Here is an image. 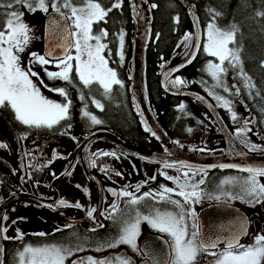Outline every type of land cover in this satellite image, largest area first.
I'll return each mask as SVG.
<instances>
[{"label": "flooded vegetation", "instance_id": "flooded-vegetation-1", "mask_svg": "<svg viewBox=\"0 0 264 264\" xmlns=\"http://www.w3.org/2000/svg\"><path fill=\"white\" fill-rule=\"evenodd\" d=\"M175 58L176 53L173 54L168 62L169 67L180 63L186 57L173 64ZM168 63L166 64L168 65ZM161 65L163 66L162 71L168 67L167 65H163V63ZM32 78H35L44 87V84L39 79L36 77ZM76 83L83 89H87L82 83ZM172 85V82H170L168 87L200 94V92L191 90L190 86L185 84L173 87ZM84 92L78 91L77 94H73L72 103L75 105L77 116L75 115L63 120L51 129L23 125L15 119V114L10 107H0V118L13 129L19 141H17V138L14 141L6 126L0 122V125L9 134L11 138L9 139L13 146V150H11L9 143L6 140L2 142L0 139V143L6 145V147L0 148V229L7 228V232H0V242L2 243L3 250L1 255L3 256V260H1L2 264H18L15 261L19 252L16 248L20 250V246L25 245L26 241H33L36 246H41L38 244V241L44 240V245L54 244L65 248L66 245L62 241L61 236L66 232H72L77 236H91L105 232L108 236V243H112L120 234L123 221L134 218L136 211H139L142 215H147L154 209L161 211L178 210L171 203L160 201L158 196L155 198L149 196L141 200L139 204L131 205L127 203L129 197L113 195V192L119 194L125 189L137 197L143 196L144 193L156 194L161 190L162 185L178 191L176 183L165 179L160 173L165 171L167 175H170L171 172H174V176L179 175L183 181L184 177L182 173L188 171V169L181 168L180 171H177L178 165H174L172 168H164L161 159L151 161V159H146L149 158L147 156L143 159L129 152L126 149L127 146L151 151L160 156H167L168 154L159 143L150 138H145L135 116L134 122H136L140 130V138L138 139L129 138L130 141H128L126 137H123L111 127L104 126L100 114L104 111L105 102H111V98L114 102L113 94L111 98L103 94L98 98L87 97L90 108L84 99H80L81 95L85 97L87 92ZM149 95L152 97V94ZM200 95L211 102L221 121H223L232 137L244 151L251 154L264 153L260 151L250 152L241 143L242 140L247 139L251 144L264 148V129L263 131L259 130V119L256 113L250 112L247 107V112L249 113H247L246 117H250V120L247 122L249 123L254 118L256 119V126L250 123L249 125L245 123L246 117H242L237 113L238 105L235 101L230 100L232 102V111L229 112L228 109L219 106L214 97L208 95V93ZM93 99L99 101L103 105V108H97L92 103ZM180 104H183L185 107L183 110L179 109V105L176 107V111L178 112L177 118L186 120L183 125L185 131L173 130L168 132V129L165 130L160 122L157 121L167 133L175 149L187 155L195 156L192 159L186 160L185 163L192 165V171H189V176L191 177L189 183L197 184L196 190L200 192V200L198 203L194 202L184 205L185 209L190 208L195 212L196 219L199 221L201 230L205 234L212 230L222 232L224 228L222 225L223 216L232 212L228 211V209L240 210L248 221L247 235L241 239V242L246 245L253 243L256 235L264 234V202L255 203L250 197L245 196L241 191L239 183L221 184L226 178L234 177L237 180H242L248 174L234 169L219 167L221 165L219 156L225 154L227 143L223 144V133L220 131L215 119L211 118L209 110L202 104H198V102L189 98L182 99ZM191 106L197 111V114L194 112L195 116L191 115L193 111ZM243 108L246 112L245 107ZM70 110L71 107L69 113ZM82 110L94 115L101 123L92 124L90 119L82 115ZM152 111L155 118L157 117L158 119L157 112L155 110ZM232 113L236 115L235 120L232 119ZM65 121L68 122L66 125H63ZM178 123L179 121L176 122V126ZM245 127L250 130L246 131L244 135L238 136L237 129ZM257 131L258 134L256 133ZM95 132H106L107 135L96 137L87 143L86 146H83L69 170L71 175H65L63 179L56 181L52 186L55 178L62 175L70 165L72 158H74L75 150L83 143L84 139ZM126 135L128 136L127 133ZM67 139L70 140V150L56 149L60 142L63 143ZM48 141L50 143H45ZM18 144L24 157L25 175L23 177L18 163ZM231 146L237 147L234 143ZM105 152L114 153L115 155L100 154ZM200 157H218V159L210 160L213 164H201ZM93 161H95V166H92ZM172 162L179 164L182 161L175 158L172 159ZM102 168L106 169V171H101ZM150 168H152V174H149ZM201 169L203 171H200ZM117 173L120 174L117 175ZM193 173L195 174L193 175ZM151 177H155V179H151ZM134 178L136 180L133 181ZM124 179L125 182L120 183ZM259 179L261 183H264V177ZM200 180H203L202 184L199 183ZM77 185L81 187L78 188ZM65 187L70 189V192L65 193ZM84 188L88 189L87 193L83 191ZM109 189L112 191H109ZM217 196H220L219 200L215 198ZM13 197L19 198L1 208L5 200ZM170 198L172 200H180L181 204H183V198L176 196L175 193L170 194ZM61 199L66 200L72 205L79 202L81 207L58 206V201ZM114 202L118 205L119 211L110 216L109 212ZM90 208L96 209L91 217L88 216V209ZM79 215L81 216L80 218L78 217ZM4 216H7L8 219L4 220ZM84 223L88 224L87 227H84ZM48 226L51 228L49 232L46 230ZM17 230L22 234V239L14 238L17 236ZM111 230H113V235L109 236L108 234ZM40 233L44 235H40ZM5 236L9 238L6 239L4 238ZM165 239H168L165 234L151 228L146 221H141L140 235L136 239L138 250H152L154 252H159L160 249L166 250ZM120 245L114 250H106L98 254L84 252L72 255L69 258L75 259L83 255H92L97 259H101L108 254L118 255L121 251V257L130 259L131 264H147L146 258L140 251H133L127 244ZM11 247L12 249H10ZM81 247L88 251L87 247ZM117 249H120V251L116 252ZM199 259L200 264H206V261L211 259V257L201 256Z\"/></svg>", "mask_w": 264, "mask_h": 264}, {"label": "snow or ice", "instance_id": "snow-or-ice-1", "mask_svg": "<svg viewBox=\"0 0 264 264\" xmlns=\"http://www.w3.org/2000/svg\"><path fill=\"white\" fill-rule=\"evenodd\" d=\"M15 5H22L30 12L40 10L45 13L49 12L50 7L52 12L58 16V18L51 17L48 26L49 37L56 41L55 44L43 55L36 52L29 54V64H39L43 68V66L55 62L58 71H48L47 68H44V72L50 80H63L72 83L70 74L74 71L84 87L90 88L93 84H96L103 89L104 95H108L112 91L113 85L123 87L122 82L117 78L116 71L109 67V59L103 55L108 47L106 43L102 42L108 35L107 31L100 29L98 34L93 31V25L103 21L108 12L112 10L111 8H103L98 0H80L79 4L73 3V0H51L50 3L49 0H12L6 5L0 4V7L13 9ZM120 6L119 3L112 5L113 8ZM152 7L154 8L156 5H152ZM4 15L6 19L3 29L0 30V107H10L15 114V119L23 125L51 129L54 125L70 118L69 109L72 101L69 99L66 89L62 87L53 88L44 85L49 91L57 92L63 97L64 103H57L41 94L40 88L31 78L40 79L39 74L33 71L31 67L25 68L21 65L20 53L25 51L32 39L30 35L31 28L23 22V12L13 10L4 13ZM258 15H264V13H258ZM235 31V26H232L229 30L220 28L214 21L210 22L206 26V39L202 45L205 54L219 61L215 63L209 60L204 70L216 81L213 88L222 87L225 92H229V88L222 80V76L228 71L225 63L227 62L233 68L240 63L237 50L230 47L231 44L235 43ZM119 40L122 49L123 32L120 33ZM184 41L189 42L184 45L186 48L199 49L201 46L199 33H197L194 43H192L193 37L188 33L185 34ZM56 49L60 50V55H55ZM119 54L121 60H123L122 51ZM185 55L190 57L187 63H191V59L195 57V52H186ZM110 56L111 53L109 52ZM184 66L182 64L179 67ZM178 70V68L172 69V71ZM169 75L170 73H165L166 79ZM238 75L243 78L245 87H253L250 78L247 77L242 68ZM41 83L43 84L42 79ZM172 84L173 86H180L185 84V81L177 76ZM233 87L236 86L233 85ZM208 92L218 102L219 106L228 109L229 112L232 111L230 100L216 94L214 91L208 90ZM236 94H239V88H236ZM80 99H84L83 95ZM198 99L203 98L198 97ZM92 103L97 108H103V105L95 99L92 100ZM184 107L183 104L179 105L180 110H183ZM82 115L90 119L92 124L101 123L100 120L87 111L82 110ZM232 119H236L235 113H232ZM245 123L247 124V122ZM145 130L150 131L147 126ZM249 130L246 127L237 129V135H244ZM241 143L250 152H264V148L251 144L247 139L242 140ZM3 147H6V145L0 143V148ZM100 154L115 155L107 152ZM244 154L239 153V155ZM92 166H95V161L92 162ZM163 167L172 168L174 165L164 161ZM219 167L237 168L239 171L247 173L248 175L242 180H237L234 177L226 178L221 184L239 183L245 196L250 197L255 203L264 202V183H261L259 179L264 177V166L241 167L235 164H221ZM181 168L188 169V171L182 173L183 181L179 175L170 176L165 172L160 173L165 179L174 181L179 189L178 191L162 185L158 193H144L140 197L135 196L126 189L119 194L113 192V195L129 197L127 203L131 205H137L149 196H153V198L158 196L160 201H167L178 210L161 211L154 209L147 215H142L139 211H136L134 218L123 221L119 236L107 247L115 248L117 245L127 244L133 251H140L146 258L147 264H200L199 258L201 256L211 257L206 261V264H264V234L256 235L254 242L251 244L246 245L241 242V237L247 234L246 220L225 226L222 232L212 230L205 234L201 230L195 212L184 207V205L190 203H198L200 200V192L196 190L197 184L189 183L191 179L189 171H192V165L179 162L177 171H180ZM101 171H106V169L102 168ZM200 171H203V169ZM65 174L71 175L70 172ZM119 174L117 173V175ZM151 179H155V177H151ZM199 183L202 184L203 180H200ZM77 187L81 186L77 185ZM83 191L87 193L88 189L84 188ZM109 191L112 190L109 189ZM173 193L183 198V204L180 200L170 198V194ZM215 198L219 200L220 196ZM58 206L80 208L81 204L76 202L72 205L61 199L58 201ZM95 211V208L88 209V216L91 217ZM116 211H119V208L114 202L109 215L111 216ZM3 219L7 220L8 217L4 216ZM141 221H146L151 228L167 236L168 239L164 240V244L167 246L166 250L161 249L159 252H154L152 250L137 249L136 239L140 235ZM190 221L191 223H189ZM0 232H7V228L0 229ZM40 235L44 234L40 233ZM4 238L9 237L5 236ZM14 238L22 239L19 230H17V236ZM96 250L101 251L102 248L98 247ZM2 251V248H0V252ZM71 254L68 249L54 244L43 246L25 245L23 250L17 253V258L18 264H65L67 256ZM72 264H77V262L73 261ZM79 264H131V262L130 259L120 256L114 259L99 260L89 256L86 260L79 261Z\"/></svg>", "mask_w": 264, "mask_h": 264}, {"label": "trees", "instance_id": "trees-1", "mask_svg": "<svg viewBox=\"0 0 264 264\" xmlns=\"http://www.w3.org/2000/svg\"><path fill=\"white\" fill-rule=\"evenodd\" d=\"M154 10L153 17V32L150 45L148 47L146 61H147V83L150 101L153 110L157 112L158 121L168 132L173 130L185 131L183 128L186 120L178 117L176 107L180 105V101L184 98H174L167 95L159 86V74L163 65H166L176 53L178 45L182 43L186 33L192 36V25L189 22L185 11L175 0H148ZM196 5L197 13L202 23V27L205 28L208 23L215 22L217 26L223 29H231L235 26V43L230 47L237 50L240 63L235 67H231L225 63L228 71L222 76L223 83L229 88V92H225L222 87L213 88L216 83L212 77L205 71V66L210 59L204 54L203 49H200L198 57L194 60L192 65L188 68L181 70L178 73L185 85L190 86L191 90H196L201 94H206L208 90L214 91L216 94L225 97L228 100L235 101L238 105L239 100L243 99L248 105L250 112L256 113L259 119V130L263 131L264 126V15H258V13H264V0H187ZM12 0H0V4H8ZM51 0H49V3ZM101 6L105 9H109L113 4L119 3L121 6L118 8H111L108 12L105 22L95 23L93 25V31L99 33L100 29L104 27L107 31V37L109 39L114 38V47L108 41H102L107 44L108 51L105 57L109 59V65L111 68L117 71V75L122 83H127V63L129 56L131 55L132 46L130 40L134 35V24L130 18V11L128 6V0H98ZM121 2V3H120ZM73 3L79 4L80 0H73ZM23 12L25 16H34L36 12H30L22 5H15L13 9H7L0 7V30L3 29L6 16L4 13L8 11ZM42 12V11H41ZM219 13V15H217ZM34 23V18L31 19ZM98 24V25H97ZM99 30V31H98ZM124 34L123 47L119 46L120 33ZM157 36V37H156ZM193 37V36H192ZM43 34L41 36V43L43 44ZM189 43V42H184ZM183 45V50L185 46ZM190 47H188L189 49ZM123 53V60H121L120 52ZM109 52L111 56L109 57ZM183 52V51H182ZM181 59L182 53H177ZM177 58V59H179ZM29 67L33 71L37 72L44 85H48L53 88H65L68 97L73 101V94L87 91L91 94H97L98 89L95 85L90 88L83 89L79 84L78 77L73 71L70 76L72 83L65 82L63 80H50L40 65L29 64ZM250 78V83L253 87H245L244 80L238 75L240 69ZM176 79V78H175ZM239 88V96L236 95L233 85ZM124 89L113 88L112 93L106 95L111 98L113 94L114 102H105L104 111L100 114L102 116V122L104 126L111 127L114 131L126 137L128 141L130 139L140 138V130L134 122V115L129 107L126 94L124 96ZM85 93V92H84ZM84 101L87 102V96L85 95ZM179 103V104H178ZM195 106V105H194ZM90 107V106H89ZM238 107V106H237ZM91 108V107H90ZM191 115L195 116L197 111L192 107ZM195 112V113H194ZM75 105L71 104V110L69 116H75ZM77 116V115H76ZM106 117V118H105ZM177 119V120H176ZM179 123L176 126V122ZM68 121H65L63 125H66ZM128 134V136L126 135ZM173 133V132H172ZM171 133V134H172ZM261 133V131H260ZM130 138V139H129ZM146 139H149L145 135ZM109 236L113 235V230L109 232ZM115 237V236H114ZM62 241L67 246L78 245H92L101 246L108 243V236L105 232L91 235V236H77L72 232H66L61 236ZM44 240L38 241L41 246L44 245ZM12 249V247L10 248ZM82 249V250H81ZM79 252L87 251L83 247H78ZM113 250V249H112ZM102 253V252H99Z\"/></svg>", "mask_w": 264, "mask_h": 264}, {"label": "water", "instance_id": "water-1", "mask_svg": "<svg viewBox=\"0 0 264 264\" xmlns=\"http://www.w3.org/2000/svg\"><path fill=\"white\" fill-rule=\"evenodd\" d=\"M185 11V14L187 15L189 22L192 25V35H193V43L195 42V37L197 33H199L200 36V44L202 46L203 42V27L200 22L196 5L187 1V0H175ZM128 6L130 10V18L134 24L135 30H137L138 36L142 34V37L139 38L138 44L136 45V48L132 49L130 59H129V71H128V93H129V100L130 104L132 107V110L134 114L138 117V123L140 124V128L145 132L146 134L149 135L150 138L154 139L156 142H158L163 149H165L164 144L167 146V144L164 142V138L169 142V144L173 146L171 141L168 138L167 133L162 129V127L159 125L157 122L151 107L149 103V96H148V89H147V67H146V51L148 48V45L150 43L151 37H152V27H153V9L152 5L148 2V0H128ZM146 14H148L147 21H146V27L144 28V22L142 23L140 20V17L143 16L145 18ZM133 15H135L136 22H137V28L135 26L134 20H133ZM51 17H56L58 18L57 14L50 12L45 16L44 19V26H43V54L46 53L49 48L55 44L54 39H50L49 37V22ZM63 23V22H61ZM134 30V31H135ZM135 38V34H134ZM134 39L132 40V47H133ZM201 46L199 49H196L192 47L191 52H195V57L191 59V63H187V60L190 58H186L180 65H185L184 67H174V68H169L165 71L162 72L161 77H160V88L169 96L172 97H183V98H189L192 99L203 106H205L211 114H213L215 111L213 105L211 102L203 97L202 95L191 92V91H185V90H172L167 86V82L170 78L174 77L177 73L181 72V70L188 68L194 60L197 58L198 53L201 49ZM55 55H60V50L56 49ZM136 59V60H135ZM135 60V61H134ZM179 69L178 71H172V69ZM165 73H170V75L165 77ZM235 85V84H234ZM236 86V85H235ZM236 88V87H235ZM237 95V94H236ZM239 95V94H238ZM198 97H202L203 99H198ZM244 107L246 108V111L248 110L246 107V104L243 103ZM146 118L153 123L155 129L154 131L152 130L151 126L149 125L148 121ZM223 123V121H222ZM251 125L256 126V119L254 118L251 122ZM226 131L228 132L229 135H226L225 137V142L227 143L229 140L230 142L227 143L228 146L233 142L235 145L240 147V145L235 141V139L232 137L230 134L229 130L223 123ZM147 126L150 131H146L145 127ZM108 132V131H107ZM155 133V135H153ZM258 134V131H257ZM17 138V137H16ZM95 137L89 138L88 141L91 142V140ZM224 138V136H223ZM85 140V139H84ZM18 141V138H17ZM19 142V141H18ZM162 142V143H161ZM84 143V141H83ZM82 143V144H83ZM81 144V145H82ZM169 147V146H168ZM170 147V148H172ZM241 148V147H240ZM175 149V147L173 148ZM166 150V149H165ZM84 154V152H82ZM248 153V152H247ZM251 154V153H248ZM18 163H19V169L22 173V177L25 175V169H24V157L20 148V145L18 144ZM264 156H257L253 157V163L254 165H257L259 163H264V160H260V158H263ZM220 164H234L235 160L233 158H227V157H220ZM70 166V165H69ZM68 166V171L71 169L72 165L69 167ZM241 166V165H239ZM243 167V166H241ZM66 169V170H67ZM225 169H234L239 171L237 168H225ZM65 170V172H66ZM66 175V174H65ZM228 211H232L231 213L226 214L223 216L222 219V225L228 226L235 224L241 220H246V217L243 213H241L239 210H232L231 208L228 209ZM232 214V215H231ZM235 214V215H234ZM234 215V217H233ZM247 229H248V221H247ZM245 236V235H244ZM1 241V240H0ZM1 246L2 243L0 242Z\"/></svg>", "mask_w": 264, "mask_h": 264}, {"label": "rangeland", "instance_id": "rangeland-1", "mask_svg": "<svg viewBox=\"0 0 264 264\" xmlns=\"http://www.w3.org/2000/svg\"><path fill=\"white\" fill-rule=\"evenodd\" d=\"M121 3V2H120ZM112 8V7H111ZM50 11H52L51 10V8L49 7V13H50ZM37 14L36 15H34V16H31V15H29V16H25V15H23V22L24 23H26V24H28L29 26H30V28H31V33H30V35H31V37H32V39L30 40V42H29V44H28V46L26 47V49H25V51L23 52V53H20V57H21V65L23 66V67H25V68H28L29 67V60H30V53L31 52H36V53H38V54H41V55H43V46L42 45H40V43L42 42L41 41V36H42V34H43V26H44V16L47 14V13H45V12H41L40 10H37V11H35ZM48 13V14H49ZM32 18H34V23L32 22ZM106 18V17H105ZM100 22H105V19L103 20V21H100ZM99 22V23H100ZM98 23V24H99ZM97 24V25H98ZM93 29H94V27H93ZM101 29H104V27H102ZM105 30V29H104ZM99 31V30H98ZM204 37H205V39H206V27H205V31H204ZM205 39H204V41H205ZM104 40H106V41H108V42H110V44H112V46L114 47V38L113 39H110V40H108L107 38H104ZM151 41V40H150ZM184 39L182 40V43L180 44V46L178 47V49H176V55H177V53H182L183 54V57L180 59L179 58V56H176V58L174 59V62H173V64H175L176 62H178V61H180V60H182L183 58H185L186 57V55H185V53L186 52H189L190 51V49H191V47L188 49V48H184V50H183V45H184ZM193 42V41H192ZM186 44V43H185ZM119 46H121L120 45V40H119ZM107 51H108V48L105 50V52L103 53V55H105L106 53H107ZM183 51V52H182ZM73 55H74V52H73ZM207 55V54H206ZM107 58V57H106ZM177 58H179V59H177ZM218 61V60H217ZM219 62V61H218ZM74 63V62H73ZM110 63V62H109ZM216 63V62H215ZM36 65H39V64H36ZM45 68H47V70L48 71H58V69L55 67V62H53L52 64H49V65H45L44 66ZM110 67V66H109ZM111 68V67H110ZM113 69V68H112ZM114 70V69H113ZM32 78V77H31ZM32 80H33V82L37 85V87H39L40 88V91H41V94L43 95V96H45L47 99H50V100H53V101H55V102H57V103H64L65 102V100H64V98L63 97H61L57 92H54V91H49L48 89H46V88H44L42 85H40L38 82H37V80L35 79V78H32ZM171 81H174V79H172ZM171 85V84H170ZM113 87H115V88H117V89H120L121 88V86H119V85H113ZM172 87H173V85H172ZM179 91V90H178ZM241 102H243V99H240L239 100V104H238V108H237V113L238 114H240V116H242V117H246V115H247V113H249V112H245L244 111V108L240 105V103ZM207 112V111H206ZM210 116H212L211 118L212 119H215V121H216V123L219 125V128H220V131L223 133V136H224V140H223V144L225 145L226 144V140H225V137H226V135H229L228 134V132L226 131V129H225V127H224V125H223V123H222V121H221V119L219 118V116L217 115V113L216 112H214L213 114H210ZM250 120V117L249 116H247L246 118H245V121L247 122V121H249ZM251 122V121H250ZM249 122V123H250ZM248 123V122H247ZM248 123V124H249ZM250 125V124H249ZM0 139H1V141L2 142H5V140L9 143V146H11L10 147V149L11 150H13V146H12V142L10 141V137H9V134L7 133V131H6V129L5 128H3L1 125H0ZM257 133V132H256ZM75 134H77V132H75ZM255 135H257V134H255ZM10 138V139H9ZM163 139H164V142L169 146V147H172V145L171 144H169V142L166 140V138H164L163 137ZM230 142V140L227 142V143H229ZM232 144V143H231ZM230 144V145H231ZM68 145V146H67ZM71 144H70V140H66V141H64L63 143L62 142H60L58 145H57V147H56V149H65L66 151H68V150H70V148H71V146H70ZM128 145H131V144H128ZM172 148H174V147H172ZM148 152H150V151H148ZM67 153V152H66ZM65 153V154H66ZM64 154V155H65ZM59 155H62V154H59ZM48 159H49V157H48ZM127 167H128V165H127ZM119 168V167H118ZM150 171H149V174H152V168H150L149 169ZM165 172V171H164ZM80 174V173H79ZM76 175H77V173H76ZM170 175L171 176H174V172H171L170 173ZM141 176V175H140ZM142 177V176H141ZM134 180H136V178H134L133 179V181ZM125 182V179L124 180H122L120 183H124ZM64 192L65 193H68V192H70V189H68L67 187H65L64 188ZM240 211V210H239ZM241 213H242V211H240ZM79 218L81 217L80 215L78 216ZM263 220V219H262ZM206 222V221H205ZM87 223H84V227H87ZM26 230V229H25ZM46 230H47V232H49L50 230H51V228L48 226L47 228H46ZM119 236V235H118ZM109 243H106V244H103V245H101V246H92V245H87V246H85V245H78V246H69V245H67L66 247H65V249H68L72 254L70 255V256H67V258L68 259H66L65 260V264H72V262L73 261H76L77 262V264H79V261H81V260H86V258L87 257H89V256H91V257H93L94 259H97L96 257H94V256H92V255H83V256H80V257H77V258H75V259H73V258H69V257H71L72 255H77V254H80V253H84V252H79L78 250H77V248L80 246H85V247H87L88 248V251H85V252H92V253H94V254H98L99 252H104V251H106V250H114V249H116L118 246H121V245H117V247H115V248H109V247H107V245H108ZM25 245H32V246H36L35 245V243L33 242V241H26V243H25ZM25 245H23V246H20V250L18 249V248H16L18 251H22L23 250V247L25 246ZM98 247H100V248H102V250L101 251H97L96 249L98 248ZM120 251V249H117L116 250V252H119ZM121 255H122V252L120 251V253L118 254V255H112V254H108V255H105L103 258H101V259H114L115 257H117V256H120L121 257ZM99 260V259H98ZM15 261L18 263V258L17 259H15ZM132 263V262H131ZM0 264H2V262H0Z\"/></svg>", "mask_w": 264, "mask_h": 264}, {"label": "bare ground", "instance_id": "bare-ground-1", "mask_svg": "<svg viewBox=\"0 0 264 264\" xmlns=\"http://www.w3.org/2000/svg\"><path fill=\"white\" fill-rule=\"evenodd\" d=\"M147 17H148V14H146L145 18H144L143 16L140 17L141 22H142V23L144 22V28L146 27ZM44 19H45V17H44ZM133 20H134L135 26H136V28H137V22H136L135 15H133ZM134 34H135V38H134V43H133V47H132L133 51H134V49L136 48V45L138 44L139 38L142 37V34L138 36L137 30L134 31ZM191 49H192V47H191ZM190 52H191V50H190ZM186 58H188V56H186ZM186 58H185L184 60H186ZM135 60H136V59H135ZM135 60H134V61H135ZM184 60H183V61H184ZM183 61H181L180 63H178V64H176V65H174V66H172V67H169V63H168V65H167L168 67H167L165 70H167V69H169V68L177 67V66H179ZM162 70H163V69H162ZM162 70H161V71H162ZM165 70H164V71H165ZM234 84H235V83H234ZM200 94H201V93H200ZM198 104H199V103H198ZM146 120L148 121L149 125L151 126L152 130L154 131L155 127H154L153 123L150 122L147 118H146ZM0 122H2V123L4 124V126H6V128L8 129V131L10 132V134L12 135V137H13V139H14V141H15V139H16V134L13 132V129H12L9 125H7L6 122H5L2 118H0ZM154 132H155V131H154ZM104 135H107V133H106V132H95V133L91 134L90 136H88V137L84 140V143H83L82 145H80V146L75 150L74 155H73L74 158H72V161H71V163H70V166L72 165V163H73L74 159L76 158L78 152H79L80 150H82V147H83V146H86L87 143L90 142V141H88L89 138H91V137H95V138H96V137H101V136H104ZM95 138H93V139H95ZM93 139H92V140H93ZM45 143H50V142L48 141V142H45ZM161 143H162V142H161ZM231 145H233V143H232ZM231 145L228 146V144H227V149H226L225 154L219 156V158H220V157H224V156L227 157V158H233V159L235 160V162H234L235 165H241V166H257V167H259V166H264V163H259V164H257V165H254L253 160H252L253 157L264 156V153H263V154H248L246 151H244L242 148L238 147L237 145H236L237 147H233V146H231ZM164 147H165V149H166V150L164 149V151L168 152L167 156H160V155L155 154V153H153V152H151V151L148 152V151H146V150H144V149L134 148V147H131V146H127L126 149H127L129 152H131V153L135 154L136 156H139V157H141V158H143V159H145V157L147 156V157H149V158H146L147 160H150V159H151V161H155L156 159H161L162 162L167 161V162L170 163V164L178 165V166H179V164H175L174 162H172V159L178 158L179 160H181L182 162L185 163L186 160H189V159H192V158L195 157V156H193V155H187L186 153H183V152H181V151H178L177 149L170 148V147H168V145L166 146L165 144H164ZM42 148H43V147H42ZM17 152H18V151H17ZM239 153H245V154H244V155H239ZM38 157H39V156H38ZM39 158H40V157H39ZM216 159H218V157H200L199 160H200V163H201V164H213V162H211L210 160H216ZM260 160H264V157H263V158H260ZM70 166H69V167H70ZM67 171H68V169L66 170V172H67ZM66 172H64L62 175H59L58 177H56V178H55V181L52 182V186L54 185V183H55L56 181L63 179V177L65 176V173H66ZM21 196H22V195H21ZM21 196H20V197H21ZM28 197H30V196L28 195ZM18 198H19V197H13V198H9V199L5 200V202L1 205V208H4L6 205H8L9 203H11L12 201L17 200ZM247 230H248V229H247ZM246 235H247V234H246ZM246 235H245V236H242L241 239L244 238V237H246ZM0 240H1V239H0ZM0 248H2L1 244H0ZM160 250H161V249H160ZM1 255H2V252H0V262H1V260H3V256H1Z\"/></svg>", "mask_w": 264, "mask_h": 264}, {"label": "crops", "instance_id": "crops-1", "mask_svg": "<svg viewBox=\"0 0 264 264\" xmlns=\"http://www.w3.org/2000/svg\"><path fill=\"white\" fill-rule=\"evenodd\" d=\"M130 57V56H129Z\"/></svg>", "mask_w": 264, "mask_h": 264}]
</instances>
